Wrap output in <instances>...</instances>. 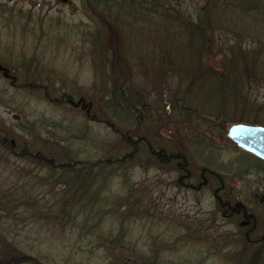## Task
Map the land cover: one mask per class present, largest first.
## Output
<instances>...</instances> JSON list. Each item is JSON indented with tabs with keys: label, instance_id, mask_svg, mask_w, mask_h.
I'll list each match as a JSON object with an SVG mask.
<instances>
[{
	"label": "trees",
	"instance_id": "1",
	"mask_svg": "<svg viewBox=\"0 0 264 264\" xmlns=\"http://www.w3.org/2000/svg\"><path fill=\"white\" fill-rule=\"evenodd\" d=\"M81 1L91 14L86 17L87 26L81 28L83 41L90 44L88 61L94 80L77 85L72 78L67 87L55 85L48 62L35 54L12 59V64L0 55V75L29 95L80 114L85 122L103 123L109 132L103 141L105 154L96 159L76 158L60 137L44 139L40 122L22 118V122L7 123L0 117V165L21 161L37 169L32 173L29 168L7 166L14 180L2 177L0 171V264H45L27 253L15 234L26 221L36 220L26 215L33 210L62 226L86 231L93 227L95 232L104 214L114 217L115 233L108 232V237L95 242L110 252L108 264H177L162 253L185 245L189 241L179 240L188 236L183 230L198 227L202 230L189 236L198 238L212 253L227 250L224 256L229 264H264V242L251 246L241 239L233 248L230 230H216L209 221L189 220L188 227L181 222L176 225L177 236L164 238L157 226L165 225L166 212L153 206L146 186L136 190L122 180L125 195L111 196L108 189L109 180L121 177L133 164L148 163L159 173L167 171L166 155L184 154L187 141L190 146L199 143L204 137L196 134L194 126L210 130L211 114L217 121L214 129L222 132L230 123L258 118L264 108L254 96L257 86L264 84V0H193L194 15L186 7L177 8L173 0ZM4 13L19 21L24 18L21 27H28L30 33L40 30L36 42L46 35L43 18L36 26L31 10L25 13L0 5V14ZM92 16L101 22L100 33L91 31ZM61 33L64 30L54 33L58 45L63 41ZM146 33L155 36L151 44ZM143 55L150 56L144 61ZM179 125L195 139L184 138ZM48 178L52 182L46 187ZM6 182L12 187H1ZM54 184L60 189H54ZM22 186L24 193L17 196L14 190ZM105 203L115 206L102 215L104 207L99 204ZM119 207L124 211L119 212ZM4 218H11V224L3 228ZM140 220L145 238H150L144 240L145 248L130 238L126 227Z\"/></svg>",
	"mask_w": 264,
	"mask_h": 264
},
{
	"label": "rangeland",
	"instance_id": "2",
	"mask_svg": "<svg viewBox=\"0 0 264 264\" xmlns=\"http://www.w3.org/2000/svg\"><path fill=\"white\" fill-rule=\"evenodd\" d=\"M0 3L1 8L4 9L13 7L14 10L20 9L25 13L31 10L33 12L32 20L35 25L38 26L39 18H43L42 29L46 31V35L39 38L36 42L40 30L35 29L33 30L34 33H30L26 30L28 27H25V30L21 27L24 18L19 21L17 16L11 18L7 13L0 14V55L5 58V61L9 59V63L12 64V59L14 61H19L22 57L28 59L31 54H35L43 61L48 62L47 69L55 85L65 83L67 87L72 81V78H75L78 82L77 85H86L94 80L89 65L90 60L88 61L90 57L88 53L90 44L83 41L84 38L82 34L84 33V29L81 28L83 24L87 26L86 17L89 15L91 16V14L81 0H0ZM173 3L177 8L186 7L187 11L194 15L193 11L195 10V6L192 4L193 0H173ZM57 22L62 24H56ZM100 29H102L101 22L97 17L92 16L91 31L93 34L95 32L100 33ZM59 30H64V34L61 33L63 41L60 45L57 44V38L55 39L56 35L54 34ZM144 37L148 44H151L155 38L152 33H146ZM140 40H138V42H140ZM134 42H136V40H134ZM148 56L150 55H143L144 61L148 59ZM138 78L141 81L142 77L140 75ZM96 86H98V84ZM172 89H174V86ZM180 89L181 86L179 90ZM254 96H256L257 103H264L263 83L257 86L254 91ZM148 101L150 102L151 100ZM99 111L100 109L98 106L96 107V112L99 113ZM0 117L7 123H16L19 122V120L22 122V118L32 119L37 124L40 122L41 136L44 139L46 137L51 138L52 135L58 138L60 137L62 139L60 141L61 143L70 145L76 158L96 159L105 154L103 141H106L109 132L108 128H106L103 123L93 121L85 122V117L82 118L80 114L68 108L55 107L35 96L29 95L8 83L1 75ZM260 118L264 119V108L260 111ZM39 119L41 120L39 121ZM85 126L88 132H86ZM178 128H180L181 134L184 133V138L195 139L194 136H188L190 133L188 135L186 134L184 130L186 127L184 125ZM194 129L197 135H200L203 131L202 127L197 123ZM99 140H101V142ZM189 151L195 163H203L212 168L219 169V166L212 158H204L202 156L201 143H195L190 146ZM233 161L235 166L233 170H240L241 167H250L249 169H254V161L252 159L242 155H235L234 151ZM9 162L0 165L1 176H6L8 180H14V178L7 166L17 169L22 167L29 168L32 173L37 171L36 168L25 165L23 162L21 163V161ZM124 173L121 177L118 176L109 180L108 189L111 196L125 195V190L121 187L123 180L125 183L134 185L136 190L146 186L150 190L148 198L150 197L153 199L157 207H161L163 211L175 205L180 212L183 211L193 214L197 211L208 209L209 207L210 202L206 197L201 203H196L191 195L188 197L187 202L178 196V199L174 202L172 200V192L170 191L171 188L167 183L169 176H167V174H160L156 169L151 168L148 163L144 165L133 164L131 167L128 166ZM22 179L23 178L18 180ZM48 181L49 182L45 184L46 187L51 184L52 179L48 178ZM6 186L12 187V184L6 182L1 187L5 188ZM60 187L61 186L56 184L53 185V188L56 190L60 189ZM23 188L22 186L20 190H14L15 194L21 196L24 193ZM46 205L50 206L51 203ZM99 205L104 207L101 212L109 210L112 207L114 208L115 206H108V203ZM99 205L97 206L98 208ZM29 208L30 207H28V210ZM118 211L123 212L124 207H119ZM99 213L93 216V220ZM37 214L38 210L27 211L26 215L30 218L32 217L31 220L36 217V220L31 222L26 221V226L23 229L21 227L17 228L15 234L17 238L21 240L22 246L27 250L26 252L34 255L38 261L44 262L45 264H66L73 261H79L82 264L109 263L110 252H108V255L104 250L105 247H96L95 242L99 239L98 237H102L103 240L104 237H108V232H112V234L115 233L116 221L114 217L110 215L105 216L102 212L101 214L103 216L98 223V232H95L96 229H93V227L88 231L79 230L74 227L75 225L62 226L54 218H48L49 215L39 217ZM93 220L90 218L89 222H93ZM1 222H3L1 225H3L2 227L4 228L11 224V218H4ZM132 223L133 224L126 223L130 238L133 241L137 240V242L145 248L144 244L146 242H144V240L150 238H145L146 231L143 230L141 220ZM164 224L165 225L157 226V231L159 230L163 233L164 238L173 239L174 236L180 233L177 230L178 227L174 223L165 221ZM60 225L62 227H60ZM84 225L85 224L81 226ZM226 252L227 250L221 253H212L210 248H207V245L201 244V241L192 240L186 242L183 246L180 245L176 249H172V251L168 250L162 253V256L177 264H229L224 256Z\"/></svg>",
	"mask_w": 264,
	"mask_h": 264
},
{
	"label": "flooded vegetation",
	"instance_id": "3",
	"mask_svg": "<svg viewBox=\"0 0 264 264\" xmlns=\"http://www.w3.org/2000/svg\"><path fill=\"white\" fill-rule=\"evenodd\" d=\"M214 120L215 116L211 114L209 121L212 122L208 123L211 126L210 130L199 124L203 129L200 135L204 137L200 138L199 143L202 144V156L212 158L219 169L207 164L195 163L189 151L190 143L187 141V145L183 148L186 154L168 153L166 160L169 169L160 173L169 176L167 183L171 188L174 202L178 196L187 202L191 195L196 203H201L206 197L210 202L208 209L191 214L180 212L177 206L172 205L164 211L161 207H158V210L162 213L166 212L165 221L175 225L183 222L184 227H188L189 220L194 223L209 221L208 223L216 230L224 227L229 229L233 248L237 247L241 239L250 242L251 246L260 245L264 242V159L240 148L227 138L226 129L233 123L226 125L222 132L214 129L217 122ZM234 123L264 126V119L260 118L259 112L256 120ZM233 151L235 155L252 159L254 169L241 167L240 170H233L235 167ZM154 206L157 207V204L154 203ZM201 230L199 227L197 230L189 228L187 231L183 230L184 234L188 232V236H180L179 240H198L189 234L196 235Z\"/></svg>",
	"mask_w": 264,
	"mask_h": 264
},
{
	"label": "water",
	"instance_id": "4",
	"mask_svg": "<svg viewBox=\"0 0 264 264\" xmlns=\"http://www.w3.org/2000/svg\"><path fill=\"white\" fill-rule=\"evenodd\" d=\"M226 136L240 148L264 159V126L233 123L227 127Z\"/></svg>",
	"mask_w": 264,
	"mask_h": 264
}]
</instances>
